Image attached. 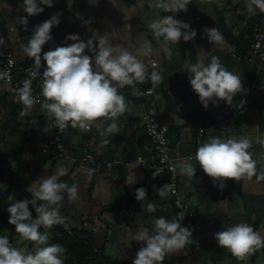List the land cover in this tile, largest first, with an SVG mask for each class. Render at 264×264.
<instances>
[{
  "label": "crops",
  "instance_id": "1",
  "mask_svg": "<svg viewBox=\"0 0 264 264\" xmlns=\"http://www.w3.org/2000/svg\"><path fill=\"white\" fill-rule=\"evenodd\" d=\"M21 3L22 0H0V37L5 40L1 47L19 60L27 56L22 44L27 43L34 27L62 13L59 26L51 31L53 40L47 44L50 48L62 42L71 43L65 41L68 34H78L81 40L87 41L96 32L143 63L147 59L160 62L161 80L156 85L155 101L162 120L168 125L172 152L179 157L177 165L181 161L191 163L196 173L192 180L179 175L181 194L190 203L189 227L194 234L183 249L166 254L163 264H230L233 255L219 247L214 236L229 226L248 224L249 218L259 219L256 232L264 237V179L261 178L264 128L260 127L258 114L264 102V57L253 56L250 51L253 30L264 12L259 9L250 12L247 0H189L185 12L197 33L194 43L199 62L207 65L212 57H217L242 81L243 90L233 97L232 104L219 101L218 105L229 111L249 93L237 110L239 114L234 115L235 111L222 116L210 105L205 109L190 87L185 67L190 60L185 41L169 44L162 37L153 36L149 25L154 20L165 15L177 19L175 13L156 8L153 0H91V3L89 0H53V7L41 5L42 13L28 17L26 29L18 21L19 17L27 16L22 10L18 11ZM213 28L222 34L221 42L210 43L207 39L204 30ZM146 43L151 47L148 55L141 50ZM86 54L91 55L87 50ZM125 102L126 111L118 117L93 122L90 132L68 135L74 145L72 149L88 147L98 157L115 161L110 167L92 171L89 177L87 170L64 158H48L40 165V159L45 156L43 140L51 132V114L42 107L37 111L36 104L24 106L0 87V124L9 118L14 108L18 110L20 121L28 124L25 134L17 132L10 136L8 128L0 127V178H7L9 182L12 175L27 179L36 173L30 184L39 185L42 179L64 169L65 174L59 176L58 181L77 185L78 196L72 200L65 192L60 215L63 221L72 227L87 229L96 249L124 264H132L143 243L133 238L144 229L154 234V220L160 217L173 220L175 210L169 193L164 198L157 193V189L168 184L169 174L159 173L153 178L154 170L135 160L138 155L149 156L151 148L143 135V111L131 98H125ZM113 122L118 131L106 133ZM212 137L247 138L250 141L247 151L255 162L254 174L239 180L226 178L225 187L221 189L192 156L198 146ZM141 187L147 192L142 202L135 198L136 189ZM148 203L155 205V211L147 209ZM238 260L239 264H264V246L257 249L254 262L252 253Z\"/></svg>",
  "mask_w": 264,
  "mask_h": 264
},
{
  "label": "clouds",
  "instance_id": "2",
  "mask_svg": "<svg viewBox=\"0 0 264 264\" xmlns=\"http://www.w3.org/2000/svg\"><path fill=\"white\" fill-rule=\"evenodd\" d=\"M91 3V0H89ZM154 6L164 12L175 13L186 11L189 0H153ZM53 7V0H22L18 11L27 16H21V25L28 24V17L39 15L44 7ZM150 6H152L150 4ZM250 12L259 9L264 12V0H247ZM62 13H56L49 19L36 25L27 43L22 44V51L34 60V70L31 78L41 74V95L44 97L42 108L54 117L56 126L65 129H87L91 122L99 118H116L126 111L125 97L118 88L143 83L150 78L153 87L161 80L160 74L148 67L127 50L114 46L103 35L94 32L87 41L81 40L78 34H68L65 41L42 53L46 44L53 40L51 31L59 26ZM155 38H163L165 43L178 44L183 39H195L196 31L188 23L178 21L170 15L154 20L149 25ZM209 42H221L222 34L215 28L205 29ZM5 40L0 37V46ZM86 50L91 55L86 54ZM144 55L151 52L150 44L142 46ZM169 56L171 50H168ZM156 68L155 63L152 64ZM189 73V84L198 96L200 104L207 109L211 102L214 106L219 101L231 105L233 97L242 92V81L238 75L228 71L217 57L205 65L201 62L186 64ZM150 94V93H149ZM17 99L26 107H31L36 101L32 96L31 79H26L23 86L17 89ZM118 131L115 122L108 125L106 133ZM106 133H101L102 135ZM250 141L247 138L221 139L212 137L198 146L194 159L207 176L218 182L221 189L225 187L224 180L232 178L239 180L242 176L251 177L255 171V162L247 151ZM174 173L192 180L195 176L193 164L181 161L171 169ZM87 170L88 176L92 175ZM65 174L61 169L57 174L42 179L38 188L30 186L27 190L31 199L12 202L7 207L8 224L15 227V232L21 238L34 242V252H25L12 246L7 235L0 234V264H64L61 258L65 252L59 244H48L47 233H42L41 227L51 228L64 221L55 207L64 199L66 192L69 199L78 196L77 185L69 186L58 182L59 176ZM159 174L154 171L153 178ZM264 179V177H261ZM173 186L166 184L157 189L161 198L172 191ZM147 196L146 189H136L135 198L142 202ZM35 211H30L29 206ZM147 209L155 211V205L148 203ZM154 234L147 229L139 232L133 240L143 242L137 251L132 264H163L166 254L183 249L192 237V231L181 226L180 220H168L160 217L154 220ZM219 247L227 249L233 256L243 258L264 246V237L254 231L246 223L229 226L226 230L217 232L214 236Z\"/></svg>",
  "mask_w": 264,
  "mask_h": 264
},
{
  "label": "built area",
  "instance_id": "3",
  "mask_svg": "<svg viewBox=\"0 0 264 264\" xmlns=\"http://www.w3.org/2000/svg\"><path fill=\"white\" fill-rule=\"evenodd\" d=\"M263 45L264 13L261 14L259 22L253 30L250 48L251 54L253 56L264 57ZM49 49L50 47L46 44L42 49V53L47 52ZM153 63L156 65L155 69L152 67ZM144 64L148 67L149 73L153 70L158 72L160 68V62L157 59H147ZM33 70L34 60L32 58L26 56L22 60H19L10 51L0 46V87L17 99V89L23 86L26 79H31L32 96L36 101L34 104L42 106L44 100V97L41 95L43 69L41 68V74L37 75L34 79L30 76ZM156 91V86L153 87L150 78H146L143 83L137 82L131 86L118 88L119 94L125 98H131L143 111L141 115L143 135L151 148V154L149 156L138 155L135 160L147 164L154 171L159 170L160 174H169L168 184L172 185L173 189L168 193L171 196L172 205L175 210V220H180L181 226L189 228L193 236L194 232L189 227L190 203L181 194L179 175L171 170L177 165L179 157L172 152L168 136V125L162 120L155 101ZM104 119L106 117L99 118L96 121ZM92 129L93 122L90 123L87 129L73 128L70 125L65 129H59L56 126L54 117L51 115V134L43 140V151L48 153L52 160L64 158L85 170L98 171L110 167L115 161L98 157L88 147L74 150L67 143L70 140V137H68L70 132H90ZM195 154L193 153L192 156H195Z\"/></svg>",
  "mask_w": 264,
  "mask_h": 264
},
{
  "label": "trees",
  "instance_id": "4",
  "mask_svg": "<svg viewBox=\"0 0 264 264\" xmlns=\"http://www.w3.org/2000/svg\"><path fill=\"white\" fill-rule=\"evenodd\" d=\"M237 47L241 50V47L238 46L239 42L236 41ZM157 90V88H156ZM166 96V95H165ZM18 101V99H16ZM19 102V101H18ZM20 103V102H19ZM36 110L41 109L42 106L34 105ZM237 111L234 115L239 114ZM260 127L264 128V102H262L259 106L258 110ZM28 124L25 125L18 118V110L16 108L10 111L9 118L5 119L0 127L8 128L9 133L8 136L14 135L17 132H21L22 134L26 133V128ZM51 132H49L45 137L50 136ZM67 143L71 148L74 146L68 140ZM50 155L45 153V156L40 159V165H42ZM36 177V173L30 176L27 179L20 178V182L17 185H14L13 180L9 181L6 187H0V205L5 203L12 195L13 189L15 187L23 190L27 187ZM262 177L264 174L262 173ZM65 194V193H64ZM63 194V195H64ZM65 198V196H64ZM64 199L59 202V204L55 207H59V214L61 215L64 207ZM35 216V214H33ZM1 218V217H0ZM8 220V219H7ZM248 224L253 227L254 231L257 230L259 219L252 220L248 219ZM44 227H41L39 230L41 231ZM88 230L84 228H76L71 225L63 222L62 224H56L52 227L51 233L48 235V244H59L61 245L65 252L61 257L64 260V264H124L117 259L105 254V252L101 249H96L95 244L91 236L87 235ZM15 227L11 225L10 232L8 235L9 241L12 244L15 239ZM84 235V236H82ZM257 256V249L252 252V262L255 261V257ZM230 264H239L238 257L233 256Z\"/></svg>",
  "mask_w": 264,
  "mask_h": 264
},
{
  "label": "rangeland",
  "instance_id": "5",
  "mask_svg": "<svg viewBox=\"0 0 264 264\" xmlns=\"http://www.w3.org/2000/svg\"><path fill=\"white\" fill-rule=\"evenodd\" d=\"M42 146H43V144H42ZM29 171L30 170H28V172ZM24 177H26V176H24ZM10 179L13 180L14 185H17L18 182H20L19 181L20 179L18 178V176L16 177V176H13L12 175V177ZM58 182H60V181H58ZM7 184H8V179L1 177L0 178V187H6ZM30 186H32L34 189L39 187L38 183L36 185L29 184L23 190L15 187L13 189V192H12L11 197L5 203H3L2 205H0V217H1L0 218V234H4V235H7L8 236L9 235V232H10L11 225L8 224V220H7L8 219V216H9V214L7 213V207L12 202L21 201V200H24V199H31V194L27 190ZM29 208H30V211H32L33 214H35V211H34V209L31 208V205L29 206ZM52 227L51 228H43L41 230V232L42 233H47V235H49L51 233ZM12 246L15 247V248H17V249H19V250L25 251V252H34L35 251L34 242L28 241V240H25V239L21 238L18 233H16V235H15V239H14V241L12 243Z\"/></svg>",
  "mask_w": 264,
  "mask_h": 264
},
{
  "label": "water",
  "instance_id": "6",
  "mask_svg": "<svg viewBox=\"0 0 264 264\" xmlns=\"http://www.w3.org/2000/svg\"><path fill=\"white\" fill-rule=\"evenodd\" d=\"M178 21L184 22V23H188L192 29V23L191 20L189 19L188 15L186 14L185 11H177L175 12ZM186 44V49H187V53H188V57L190 60L191 64H196L199 60H198V55H197V51H196V47H195V43H194V39L190 40V41H185ZM249 93H246L245 95H243L236 103L235 105L232 107L231 110L229 111H225L223 109L220 108V106L217 105H213L211 102L209 103L210 107H212L218 114L222 115V116H229L231 114H233L235 111L239 110L241 108V106L243 105L244 101L247 99Z\"/></svg>",
  "mask_w": 264,
  "mask_h": 264
}]
</instances>
